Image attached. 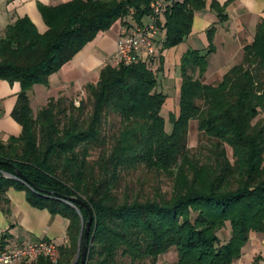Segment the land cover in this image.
Masks as SVG:
<instances>
[{
  "label": "trees",
  "instance_id": "16d2710c",
  "mask_svg": "<svg viewBox=\"0 0 264 264\" xmlns=\"http://www.w3.org/2000/svg\"><path fill=\"white\" fill-rule=\"evenodd\" d=\"M152 1L37 4L44 33L24 17L0 36V81L19 84L11 118L21 129L17 138L0 141V201L13 188L23 191L31 206L68 220L55 264L75 260L87 209L92 223L85 264H156L171 250L173 264H233L249 234L264 233L263 21L242 47L240 61L214 85L203 82L214 28L206 32L207 50L181 56L178 114L169 116L170 133L160 115L166 99L157 89L160 53L185 40L205 0H162L157 59L104 65L77 107L64 97L49 98L36 113L29 106L32 88L48 86L49 77L99 33L117 22L124 29L143 25ZM223 8L210 5L219 22L227 20ZM191 122L202 140L193 153L187 148ZM139 170L171 178L170 193L154 189L151 196L135 195L125 178ZM15 172L27 184L15 179ZM64 198H77L86 208H73ZM227 226L230 234L222 241L219 233ZM20 264L52 263L38 258Z\"/></svg>",
  "mask_w": 264,
  "mask_h": 264
},
{
  "label": "crops",
  "instance_id": "0c3cea01",
  "mask_svg": "<svg viewBox=\"0 0 264 264\" xmlns=\"http://www.w3.org/2000/svg\"><path fill=\"white\" fill-rule=\"evenodd\" d=\"M70 1L72 0H0V36L6 26L24 17H27L42 34L46 27L39 15L37 4L54 7ZM212 2L224 6L223 14L227 17L226 21H218L216 13L210 10ZM143 21L148 23L147 18ZM260 21L264 22V0H205V8L194 14L191 32L185 40L178 46L160 53L163 59V71L160 74L165 82L169 81V62H173L175 67L178 65L177 60H180L186 51L207 50L209 44L206 32L214 28L213 52L207 57V69L203 80L210 73L221 78L223 67L241 55L244 45L252 42L256 25ZM122 29L121 22H117L110 30L99 33L91 43L49 77L48 86H34L29 92V106L32 112L43 107L49 98L57 99L64 96L80 100L84 96L85 86L96 83L99 70L106 64L115 65L113 56ZM158 39L162 41L163 32L159 34ZM159 49L160 45L156 48L158 55ZM219 61L222 64H218ZM215 64H217L215 70H211ZM19 91L18 83L10 85L0 81L2 143L20 135L19 125L11 118ZM68 224V220L58 214L31 206L23 191L9 188L0 201L1 248L12 249L36 243L38 240L50 241L57 247L63 246L66 244ZM254 261H257V264H264V233H250L241 250L240 258L233 264H251Z\"/></svg>",
  "mask_w": 264,
  "mask_h": 264
},
{
  "label": "built area",
  "instance_id": "2783aa9c",
  "mask_svg": "<svg viewBox=\"0 0 264 264\" xmlns=\"http://www.w3.org/2000/svg\"><path fill=\"white\" fill-rule=\"evenodd\" d=\"M165 2L154 0L150 3V15L148 23L141 26H132L120 31L116 44V52L113 56L115 65L129 66L142 60L153 61L158 46V36L162 32L163 12ZM38 258H44L55 264L58 259L57 246L46 240H38L36 243L17 246L12 249L0 247V264H20L33 262Z\"/></svg>",
  "mask_w": 264,
  "mask_h": 264
},
{
  "label": "rangeland",
  "instance_id": "374dc122",
  "mask_svg": "<svg viewBox=\"0 0 264 264\" xmlns=\"http://www.w3.org/2000/svg\"><path fill=\"white\" fill-rule=\"evenodd\" d=\"M182 51V47H181ZM157 53V52H156ZM172 54V52H171ZM170 54V55H171ZM158 53L155 54V59H157ZM172 60V59H170ZM177 60V59H176ZM173 61V60H172ZM178 65L174 67L173 62H169V81L164 80L161 74H157L158 77V91L162 92L163 95L166 97L165 102L161 108L160 115L163 118L165 125L164 130L167 133L171 131V125L169 122L170 115H177L178 114V94H179V82H180V75H179V61ZM240 61V55H238L235 60H232L229 64L225 65L222 69V74L232 65L238 63ZM156 60L153 62V67L151 69L155 70L157 64ZM218 64H222V62H217ZM155 64V66H154ZM216 65L211 68V70H215ZM220 80L219 77L213 76L212 73L208 74L206 79L203 80L205 84L214 85ZM85 95V93H84ZM64 97V96H63ZM65 98V97H64ZM85 96L79 98L75 97H68L65 98L67 102H72L73 106L77 107L79 102L83 101ZM37 110L34 112L36 113ZM262 116H264V112H262ZM202 143L201 135L198 133L196 129V123L191 122L188 127L187 132V148L193 153L198 146ZM227 156L230 158V151L227 150ZM125 183L128 184L131 191L135 195L139 196H151L154 189H158L161 194L167 196L172 187V179L167 177L164 174L156 173V172H148L145 170H139L135 173H130L125 178ZM230 234V228L227 226L221 233H219V239L227 240L228 235ZM176 261V255L174 250L169 251L167 254L162 255L158 258L156 264H173Z\"/></svg>",
  "mask_w": 264,
  "mask_h": 264
},
{
  "label": "water",
  "instance_id": "95a60500",
  "mask_svg": "<svg viewBox=\"0 0 264 264\" xmlns=\"http://www.w3.org/2000/svg\"><path fill=\"white\" fill-rule=\"evenodd\" d=\"M14 178L22 181L25 184H27L26 179L18 172H15ZM43 193L47 196H54L55 195L51 192H43ZM63 201L73 208H75V206H82V207L86 208V205L77 198H64ZM87 212H88V220L86 221L85 224H83V223L81 224V231H80V235H79V244H78L79 250H78L76 258L72 264H75L78 261V258H80L79 264H85V259H86V254H87V248H86L85 241L87 238V234H88L90 225L92 223V214L88 209H87Z\"/></svg>",
  "mask_w": 264,
  "mask_h": 264
}]
</instances>
